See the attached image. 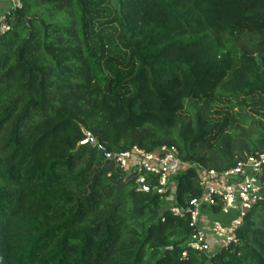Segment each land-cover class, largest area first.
Segmentation results:
<instances>
[{"label": "trees", "instance_id": "16d2710c", "mask_svg": "<svg viewBox=\"0 0 264 264\" xmlns=\"http://www.w3.org/2000/svg\"><path fill=\"white\" fill-rule=\"evenodd\" d=\"M79 1L22 0L0 37V264H264V200L238 243L184 257L188 216L162 210L156 176L141 189L115 161L175 145L191 164L174 176L185 208L202 193L201 147L218 170L264 151V0H115L101 27L117 25L136 65L129 94L94 78Z\"/></svg>", "mask_w": 264, "mask_h": 264}, {"label": "built area", "instance_id": "2783aa9c", "mask_svg": "<svg viewBox=\"0 0 264 264\" xmlns=\"http://www.w3.org/2000/svg\"><path fill=\"white\" fill-rule=\"evenodd\" d=\"M22 5V0H10L9 9L0 15V37L11 29L10 12ZM115 161L121 169L137 172L139 182L144 180L143 173L156 176L155 191L168 195V209L176 216H188L193 233L185 243L184 257L196 251L210 259L238 243V230L247 212L264 200V151L239 157L234 166L223 170L198 165L202 193L190 199L185 208L177 204L174 176L191 164L180 158L175 145L163 144L152 151L133 146L117 153ZM217 209L225 221L216 217Z\"/></svg>", "mask_w": 264, "mask_h": 264}, {"label": "rangeland", "instance_id": "374dc122", "mask_svg": "<svg viewBox=\"0 0 264 264\" xmlns=\"http://www.w3.org/2000/svg\"><path fill=\"white\" fill-rule=\"evenodd\" d=\"M1 1L0 11L2 9L7 11L10 7V0ZM117 10L118 4L115 0H80L76 8L78 20L84 30L85 45L90 54L94 78L103 85L107 92L129 94L131 87L125 82L134 74L136 65L129 66L127 64V53L116 42L117 25L101 27V24L111 19ZM237 52L239 57L240 47L237 48ZM196 101L197 109H200L204 116L220 120V116L215 114L213 108L209 107L205 101L201 99ZM192 113L189 112V115ZM235 143L237 147L241 145L240 141ZM199 152L205 160V164L202 166L211 167L212 161L215 159L213 151L201 147ZM169 206L170 204L163 205L162 210L168 209ZM217 218L223 220L225 217L220 215Z\"/></svg>", "mask_w": 264, "mask_h": 264}, {"label": "water", "instance_id": "95a60500", "mask_svg": "<svg viewBox=\"0 0 264 264\" xmlns=\"http://www.w3.org/2000/svg\"><path fill=\"white\" fill-rule=\"evenodd\" d=\"M84 132L86 133L87 138L83 142H88V143L94 144L95 143L94 135L91 132L86 131V130H84ZM139 184H140L141 189L148 190V188L144 185L143 181H140ZM176 200H177V197H176Z\"/></svg>", "mask_w": 264, "mask_h": 264}, {"label": "crops", "instance_id": "0c3cea01", "mask_svg": "<svg viewBox=\"0 0 264 264\" xmlns=\"http://www.w3.org/2000/svg\"><path fill=\"white\" fill-rule=\"evenodd\" d=\"M1 1V0H0ZM2 2V1H1ZM1 4V3H0ZM7 10V9H6ZM4 12H6L4 9H2L1 11H0V15L2 14V13H4Z\"/></svg>", "mask_w": 264, "mask_h": 264}]
</instances>
